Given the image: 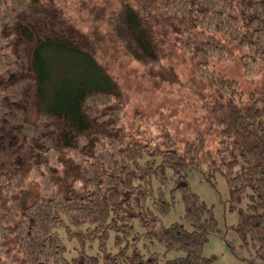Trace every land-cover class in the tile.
<instances>
[{"label": "trees", "instance_id": "16d2710c", "mask_svg": "<svg viewBox=\"0 0 264 264\" xmlns=\"http://www.w3.org/2000/svg\"><path fill=\"white\" fill-rule=\"evenodd\" d=\"M233 49L245 74L264 71V0H0V264H160L141 238L183 252L162 264H213L203 249L219 223L188 180L204 164L227 175L231 228L264 262V90L244 98L208 66ZM179 51L231 99L215 152L201 132L180 148L167 129L131 138L130 97L107 65L136 63L160 85L176 81ZM177 193L190 229L162 222ZM62 227L80 245L71 258Z\"/></svg>", "mask_w": 264, "mask_h": 264}, {"label": "rangeland", "instance_id": "374dc122", "mask_svg": "<svg viewBox=\"0 0 264 264\" xmlns=\"http://www.w3.org/2000/svg\"><path fill=\"white\" fill-rule=\"evenodd\" d=\"M136 66V63L107 65L109 74L127 92L128 99L130 97L126 121L131 131L136 127H138L137 131H140V133L131 132L132 140L143 142L153 139L157 133L167 129L176 138L180 148L187 140L193 139L196 133L201 132L205 136L207 149L215 152L220 138L216 124L217 107L221 103H230L231 99L221 96L212 89L196 72L192 58L182 51H179V56L174 62L178 75L175 82L155 85L144 76L143 68L135 69ZM208 66L237 80L244 98L254 90H264V71L252 75L245 74L241 51L237 49H233L232 58L224 60L212 58ZM210 173L213 175L208 181L207 176ZM168 175L172 176L171 169H168ZM188 180L192 191L213 208L220 227L217 233L210 236L204 246L203 254L208 257L214 255L216 258L213 264H264L255 258L252 246L250 248L241 246V239L231 228L238 222V216L237 213L228 210L227 175L221 171L212 172L210 166L204 164L200 169L190 170ZM165 195L170 197L169 188H166ZM184 214L185 205L181 194L177 193L173 207L169 212L161 215L162 222L166 226L173 222H181L190 229ZM133 225L136 233L144 231L138 220L134 219ZM59 234L68 247L66 256L71 258L76 255L80 245L67 238L63 227L59 229ZM114 240L115 233L111 232L107 239L109 252L117 251L118 247ZM98 243V240L94 241V250L89 249V252H96ZM138 248L144 257L156 252L160 264L183 254L182 251L166 250L161 243H149L142 238L138 242Z\"/></svg>", "mask_w": 264, "mask_h": 264}]
</instances>
